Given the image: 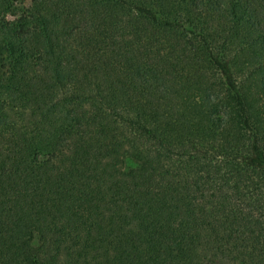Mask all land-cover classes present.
Returning a JSON list of instances; mask_svg holds the SVG:
<instances>
[{"label": "trees", "instance_id": "16d2710c", "mask_svg": "<svg viewBox=\"0 0 264 264\" xmlns=\"http://www.w3.org/2000/svg\"><path fill=\"white\" fill-rule=\"evenodd\" d=\"M0 264H264V0H0Z\"/></svg>", "mask_w": 264, "mask_h": 264}, {"label": "rangeland", "instance_id": "374dc122", "mask_svg": "<svg viewBox=\"0 0 264 264\" xmlns=\"http://www.w3.org/2000/svg\"><path fill=\"white\" fill-rule=\"evenodd\" d=\"M31 0H22L23 7H26L29 5Z\"/></svg>", "mask_w": 264, "mask_h": 264}]
</instances>
